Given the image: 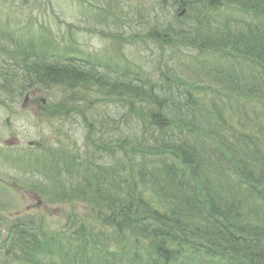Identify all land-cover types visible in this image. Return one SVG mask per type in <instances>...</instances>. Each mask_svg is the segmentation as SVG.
Returning a JSON list of instances; mask_svg holds the SVG:
<instances>
[{
	"label": "trees",
	"instance_id": "1",
	"mask_svg": "<svg viewBox=\"0 0 264 264\" xmlns=\"http://www.w3.org/2000/svg\"><path fill=\"white\" fill-rule=\"evenodd\" d=\"M149 2H3L0 112L7 126L21 121L24 134L35 133L33 118L9 110L35 87L90 86L96 93H86L94 100L88 110L101 131L84 136V144L96 141L86 149L77 141H38L33 152L0 145L2 264H107L82 247L86 236L122 255L114 264H176L181 250L189 264H234L231 240L264 229V0ZM38 3L43 13H25ZM30 18L36 40L28 37ZM93 35L109 40L115 58L96 59L88 49ZM108 98L119 101L96 113ZM12 184L15 197L7 194ZM21 191L67 204L66 232L47 235L51 217L41 212L14 218ZM233 199V210L220 213ZM78 201L96 213L76 215ZM64 252L73 260L60 258Z\"/></svg>",
	"mask_w": 264,
	"mask_h": 264
},
{
	"label": "rangeland",
	"instance_id": "2",
	"mask_svg": "<svg viewBox=\"0 0 264 264\" xmlns=\"http://www.w3.org/2000/svg\"><path fill=\"white\" fill-rule=\"evenodd\" d=\"M142 1L143 5H149L150 2L149 0H133V2H138ZM58 10V9H56ZM43 8L37 9L36 13H42ZM59 11V10H58ZM64 13H66L68 10H62ZM52 13V12H51ZM71 21V20H70ZM85 26V24H83ZM89 33H87L88 36ZM91 39V44L88 45V49L90 51H93L95 53L96 59L101 58V55L104 53H111L112 58L116 56V51L113 53L111 51L110 46H112L109 43V40L100 37L102 41L96 37L92 36L90 37ZM39 43H37L38 45ZM158 60V59H157ZM155 70V69H154ZM35 92V93H34ZM90 92V96L92 94H95L96 92L91 89V87H77L74 89V91H66L61 88L57 87H52V93L54 95L53 101H44L47 98V93L44 91H40V89H32L30 90L25 99H24V117L26 118H31L35 117L37 115L43 116V122L40 124V126L35 130L34 137L37 138V140H41L44 143H52L53 145H58L59 143L62 146H65L62 141L68 143H71L73 141H77L82 143V141L85 140L84 136H92L97 134L98 132L101 131V126L99 123H97L90 115V112L88 109H86V103L83 101H94L89 95H86V93ZM33 93V94H32ZM60 97H65L68 99V101H57ZM49 98V97H48ZM105 101H110V102H100L99 106L96 108V113H103L104 109L107 108V105H112L116 106V103H113L111 101H119L118 99L115 98H108ZM4 107V106H3ZM6 111H12V114H17L18 110L15 108L13 109H7L5 108ZM17 126H19L22 131L24 129V123L23 122H18ZM90 138V137H89ZM92 139V138H91ZM96 144V141L92 139L91 141H88L86 144H84V149L91 147ZM72 146V145H70ZM66 147V146H65ZM73 147V146H72ZM36 148L33 146V149ZM27 152H33L32 149H27ZM31 157V156H28ZM12 181V180H11ZM16 188L13 184L11 185L9 191L7 194L9 196H13V189ZM23 192L21 191L22 195ZM25 194V193H24ZM39 196V195H38ZM25 197V203L24 206H21L20 209L16 208V217L18 215H21L22 212L28 211V213H36V212H41L43 214H51V222L48 223V233L47 235L51 237H59L60 232L65 233L67 227L71 224L70 220H67V216L69 214V210L67 207V204L63 205H45L44 200L40 197L37 196H27L26 194L24 195ZM75 207V213L76 215L79 214L84 216L86 213L90 212L91 213H96V211L92 210L89 205H87L83 201H78L74 203ZM14 206L12 205L9 207V209H13ZM7 209V210H9ZM74 209V208H73ZM14 210V209H13ZM86 210V212H84ZM46 211V212H44ZM81 213V214H80ZM83 213V214H82ZM10 224L3 223V226H9ZM94 231L100 230L99 226H93ZM57 235H53L55 233ZM4 236L5 232H2L0 230V248L6 246L4 243ZM87 240L83 243L82 247L87 248L89 250H93L95 252H99L104 256L106 259L107 264H114V261L118 260L119 258L122 257V255H115L112 252H106L107 250H103L102 245L106 244L101 239V242H94L93 236H86ZM181 252L176 256L174 260L171 261V263H176V264H189L193 263V261L190 259L188 255H181ZM72 253H74L72 251ZM73 254L64 252L60 256V258H70ZM97 256L100 257L96 253ZM59 256V255H58ZM4 254L0 252V264L4 263L5 259L3 258ZM11 264H16L13 263L11 259ZM6 261H8L6 259ZM211 264H218V263H211Z\"/></svg>",
	"mask_w": 264,
	"mask_h": 264
},
{
	"label": "bare ground",
	"instance_id": "3",
	"mask_svg": "<svg viewBox=\"0 0 264 264\" xmlns=\"http://www.w3.org/2000/svg\"><path fill=\"white\" fill-rule=\"evenodd\" d=\"M28 25L30 27V32L28 34V37L31 40H36L37 39V34L34 32L37 30L35 22L32 18L28 19ZM26 41L28 39L26 38ZM228 124H231L228 123ZM23 138H16L15 141H12L11 144L14 146L15 151H21L23 150L24 146L22 145ZM259 192V191H257ZM219 198H224L223 194L219 195ZM229 208H221L220 213L223 211H231L233 210V204L236 206V203L234 199L229 203ZM216 207V205L213 206V209ZM263 210V209H262ZM261 215L264 217V212L262 211ZM252 228H248L247 230H251ZM253 232L255 233L254 238L248 237V239L245 238H233L231 240V248L235 252V255L233 257V262L234 264H246L247 262H254V261H263L264 262V229L259 231L257 229H253ZM260 235V236H259ZM241 240V242L239 241ZM238 243V244H237ZM236 244V245H235ZM204 246H200L202 248ZM219 253L217 250H211L210 254H216ZM229 257H232L233 255L231 253L227 254ZM175 259V258H174ZM173 259V260H174ZM73 260V255L69 258V261ZM172 261V260H171ZM247 261V262H246ZM84 264V262H83Z\"/></svg>",
	"mask_w": 264,
	"mask_h": 264
}]
</instances>
